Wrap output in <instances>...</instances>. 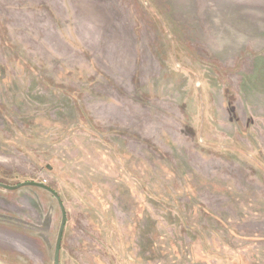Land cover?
Listing matches in <instances>:
<instances>
[{"label":"rangeland","instance_id":"rangeland-1","mask_svg":"<svg viewBox=\"0 0 264 264\" xmlns=\"http://www.w3.org/2000/svg\"><path fill=\"white\" fill-rule=\"evenodd\" d=\"M28 182L59 264H264V0H0V183ZM60 223L0 188V264H53Z\"/></svg>","mask_w":264,"mask_h":264},{"label":"water","instance_id":"water-1","mask_svg":"<svg viewBox=\"0 0 264 264\" xmlns=\"http://www.w3.org/2000/svg\"><path fill=\"white\" fill-rule=\"evenodd\" d=\"M26 186L36 187V188H39V189H42V190L48 192L49 194H51L56 199V201L58 203V206H59V209L61 212V223H60L59 231H58L56 242H55L53 264H59L61 242H62L63 232H64V228H65V224H66V212H65V208L63 206V203L55 191H53L50 187H48L42 183L28 182V183L19 184L16 186H7V185L0 183V188L5 189V190H10V191L17 190V189H20V188L26 187Z\"/></svg>","mask_w":264,"mask_h":264},{"label":"trees","instance_id":"trees-1","mask_svg":"<svg viewBox=\"0 0 264 264\" xmlns=\"http://www.w3.org/2000/svg\"><path fill=\"white\" fill-rule=\"evenodd\" d=\"M46 192V191H45ZM48 193V192H47Z\"/></svg>","mask_w":264,"mask_h":264}]
</instances>
